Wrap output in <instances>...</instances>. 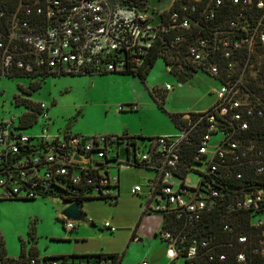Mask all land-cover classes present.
Instances as JSON below:
<instances>
[{
    "label": "built area",
    "instance_id": "2783aa9c",
    "mask_svg": "<svg viewBox=\"0 0 264 264\" xmlns=\"http://www.w3.org/2000/svg\"><path fill=\"white\" fill-rule=\"evenodd\" d=\"M158 3L152 10L151 3L122 6L111 0H0V79L133 75L157 54L170 74L203 73L219 83L209 110L184 116L187 123L177 135L139 140L142 146H130L128 134L33 138L20 125L1 121L0 201L73 203L80 201L76 186L89 200H114L121 196V181L110 166L128 163L154 173L142 212L173 217L159 234L171 259L182 251L183 260L194 264L202 249L221 246L211 247L215 234L203 235L213 214L222 233L242 246L250 244L239 221L247 215L257 239L252 254L264 257V0ZM173 90L166 84L154 94ZM37 109V118H48L44 104ZM192 145L196 151L189 157L185 148ZM123 149L129 155L121 157ZM77 154L85 161H76ZM143 193V187L131 189L133 196ZM63 222L75 230L76 224ZM104 227L117 231L109 223ZM54 258L39 255L29 264L64 263ZM226 260V254L209 255L210 262ZM247 261L244 251L237 255L238 263ZM100 264L114 262L103 258Z\"/></svg>",
    "mask_w": 264,
    "mask_h": 264
},
{
    "label": "rangeland",
    "instance_id": "374dc122",
    "mask_svg": "<svg viewBox=\"0 0 264 264\" xmlns=\"http://www.w3.org/2000/svg\"><path fill=\"white\" fill-rule=\"evenodd\" d=\"M150 3L152 10L159 7L156 0ZM35 82L38 81L22 77L0 79V122H13L18 129L21 117L25 113H32L33 108L27 102L46 106L47 119L38 116L36 125L20 131L33 138L65 133L88 137L108 133L121 135L126 129H142V133L151 138L159 137L154 135L168 128L178 134L179 130H174L169 114L205 111L216 98L213 90L219 87L216 80L203 73L183 82L180 76L169 73L161 59L156 62L145 82L138 77L117 75L48 76L41 80V88L29 95L30 86ZM165 83L174 86V91L169 92L167 97L161 93L154 94L153 89L160 91ZM131 103L137 106V111L140 109L138 113L119 112L120 107L127 110ZM110 167L111 175L121 176L120 199L118 202L85 201L83 210L91 226L76 224L74 232L65 229L60 217L65 206L54 203L53 199L39 198L24 203L0 201V237L4 241L7 257H20L22 241L28 247L29 244L35 245L41 258L92 251L97 253L101 248L104 252L118 251L120 255L129 252L128 241L123 246L121 236L128 227H135V224L131 225L132 215L142 213L141 203L144 201L141 196H131L130 191L135 186L144 187L146 178L154 176V173L144 169H122L115 164ZM189 179L193 184L197 181L193 172L189 174ZM106 223L116 228V233L112 234L109 228H105ZM32 228H35V240L30 242ZM141 239H145L144 243H137V251H133L135 255L129 252V259L150 256V261L161 264L167 248L151 257L155 240L150 236ZM170 261L184 264L182 258ZM125 262L124 258L123 264ZM164 263L169 262L166 259Z\"/></svg>",
    "mask_w": 264,
    "mask_h": 264
},
{
    "label": "trees",
    "instance_id": "16d2710c",
    "mask_svg": "<svg viewBox=\"0 0 264 264\" xmlns=\"http://www.w3.org/2000/svg\"><path fill=\"white\" fill-rule=\"evenodd\" d=\"M14 0H5V4H10ZM114 4L119 5H125V6H143L145 3H150L153 0H111ZM157 2L159 0H156ZM160 60L159 56L157 54L151 55L150 64L148 68H142L141 71L138 74H129L126 73L127 76H133L138 77L142 82H145L149 74L151 73V70L154 68L156 62ZM185 76V75H184ZM182 77V81L186 82V80ZM44 80V79H42ZM41 88V81L35 82L30 86V92L28 94L30 95L31 92H35ZM164 97V96H163ZM19 99V98H16ZM29 107H32L33 113H25L20 120V127L21 129H28L36 125L37 123V115L38 113V103L35 104L33 102H27ZM164 104V100L163 103ZM37 109V110H35ZM161 109H163L161 107ZM169 117L171 118V121L175 125V127L179 130L184 126L187 121L183 119V115L180 114H169ZM205 132V129L202 130V133ZM132 143L130 146H136L137 144H140L139 140H144L143 137H133L131 139ZM138 142V143H137ZM144 143H142L143 145ZM185 151L187 152V155L189 157H192L194 152L196 151V147L194 145L189 146L185 148ZM121 157H125L129 155L128 149H123L120 152ZM191 159V158H190ZM138 164V163H137ZM139 165V164H138ZM186 172H184V175ZM178 177H181L178 175ZM78 189V193L74 195V198L80 201H87L90 198H87L85 195V189L80 188V186H76ZM120 197L115 198L114 200H106L103 199V201L107 202H118ZM145 215L144 212H142L140 219L138 221L137 227L139 226L140 222L142 221L143 216ZM216 215H212L210 218H207V224L204 228L203 235H210L215 234V239L212 240L211 247L220 245L221 246L214 250V251H207V249L201 250V255L199 258L192 261L194 264H240L237 262V255L244 251L248 256V261L246 264H264V257L258 254H252V248L256 247V234L254 231L249 229V217L247 215H243L240 218L239 221L242 224L243 231L242 233L245 234L247 237H249L250 244L248 246H242L238 244L236 239H232L229 235L222 233L221 226L219 224V217ZM164 219L163 229H168V225L170 222H172L173 217L172 216H162ZM63 221V220H62ZM30 242L35 240V228H32L30 233ZM135 234H132L131 240H134ZM164 241V240H162ZM165 242V241H164ZM233 244L232 247H229L228 244ZM30 247H28L27 243L25 241H22V250L21 255L18 258H9L7 257L6 248L4 241L0 237V263L1 264H29L31 259L38 258L40 253L35 247V245L29 244ZM213 252H218L222 254L227 255V260L225 262H210L209 261V255ZM184 252L181 251L180 258H182ZM125 256V252L120 254H99V255H71V256H62V257H56L54 259H60L63 260V264H100L101 259L103 258H110L113 260L114 264H122L123 258ZM179 258V259H180ZM183 259V258H182ZM184 264H190L189 261L184 260Z\"/></svg>",
    "mask_w": 264,
    "mask_h": 264
},
{
    "label": "crops",
    "instance_id": "0c3cea01",
    "mask_svg": "<svg viewBox=\"0 0 264 264\" xmlns=\"http://www.w3.org/2000/svg\"><path fill=\"white\" fill-rule=\"evenodd\" d=\"M199 74V73H198ZM197 73H194V74H191V73H187L185 76H183V78L187 81L188 79H192L194 78L195 75H198ZM107 76H113V75H107ZM117 76H127V75H117ZM94 77V76H93ZM96 77V76H95ZM133 77V76H132ZM135 78V77H134ZM181 80H182V77H181ZM215 80V79H214ZM168 84V83H165V85ZM181 86V85H180ZM163 87V86H162ZM155 89H153V92H154ZM215 90V89H214ZM213 90V92H214ZM174 91V90H173ZM172 91V92H173ZM212 92V93H213ZM169 93V92H168ZM168 93H164L165 97H167L166 95ZM165 102V100H164ZM215 103V99L214 101L212 102V104L205 110H209L213 104ZM139 104V103H138ZM137 104V105H138ZM129 105H134L133 103L129 104ZM128 105V106H129ZM140 105V104H139ZM139 108H138V111H132V112H128V113H138L139 112ZM203 110L201 111H194V112H187V113H173V114H180V115H183L184 116H187V115H190V114H194V113H201V112H205ZM174 125V124H173ZM175 127V125H174ZM174 130L178 131V129L175 127ZM144 130L140 129V131H130V129H126V131H124V134H128L132 137H143L144 139H149L151 138V136H148V135H144L142 132ZM162 131H164L163 133H159L158 135H154V136H175L177 134L174 133V131H172L171 128H168V129H162ZM81 135V134H72V133H65V135ZM105 135H116V134H105ZM37 136V135H36ZM51 136H56V135H51ZM63 136V135H62ZM84 136V135H83ZM30 137H33V136H30ZM142 143L143 142H140L139 145L142 146ZM151 177H148L146 178V183L148 182L149 179H151ZM120 181L122 182L121 180V176H120ZM122 185V183H121ZM121 185H120V188H121ZM136 187V186H135ZM147 184H145V186L143 187L144 188V193L142 195H139L141 197L144 198V201L141 203V206H143L145 203H146V194H147ZM134 188V187H133ZM132 188V189H133ZM130 195L133 196L131 194V191H130ZM120 199V198H119ZM20 203H24V202H20ZM143 210V208H142ZM142 213L140 212H135L133 213L132 215V219H131V225L135 224V227H128L125 232V234H122V244L123 246H125L126 242L128 241V245H127V248L130 250L129 252L132 254L133 251H137V243L139 244H143L145 239H141L142 238H145L146 236H150L153 238V240H155V248H154V251L153 253H151V257H154V255H156L158 252H160L161 250H163V248H167L166 249V256H164L162 259H161V262L163 264H165L164 262L166 261V259L168 260V264L171 263V258H170V253H171V248L170 246L165 243L164 241H162L160 239V231L162 230L163 228V224H164V219L163 217L160 215V214H156V213H151V214H145L142 218V221L140 222L139 226L137 227V224H138V221L140 219V216H141ZM112 226V225H111ZM75 231V230H74ZM73 231V232H74ZM116 233V232H115ZM135 234V237H134V240H131V237H132V234ZM113 234V233H112ZM129 239V240H128ZM159 239V240H157ZM133 248V249H132ZM132 249V250H131ZM100 251H97V253H94V251H92L93 253H83V254H73V255H99V254H119L118 251H106L104 252L103 250L104 249H99ZM132 251V252H131ZM83 252H86V251H83ZM129 252H126L125 253V264H140L141 262L143 261H148L150 264H153L152 262L154 261H150V256H148V258H141V259H135V260H132V259H129ZM133 255H135V253H133ZM63 256H67L66 254H64ZM69 256V255H68ZM124 258H123V261H124ZM149 259V260H148ZM123 261H122V264H123ZM161 263V264H162ZM154 264H156V262H154Z\"/></svg>",
    "mask_w": 264,
    "mask_h": 264
},
{
    "label": "water",
    "instance_id": "95a60500",
    "mask_svg": "<svg viewBox=\"0 0 264 264\" xmlns=\"http://www.w3.org/2000/svg\"><path fill=\"white\" fill-rule=\"evenodd\" d=\"M75 160L82 162L85 161L79 154L75 156ZM131 165L128 163L122 164V169H129ZM19 202H33V201H19ZM85 201H78L73 203H68L63 200H55L54 203L62 204L65 208L61 211L60 217L74 224H85L86 226H91L90 221L87 218L86 213L83 210V205ZM171 255L173 252L171 251Z\"/></svg>",
    "mask_w": 264,
    "mask_h": 264
}]
</instances>
